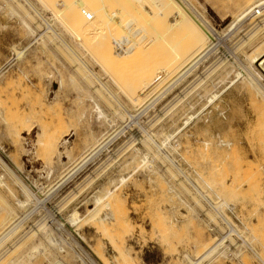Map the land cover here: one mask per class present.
<instances>
[{"label": "rangeland", "instance_id": "obj_1", "mask_svg": "<svg viewBox=\"0 0 264 264\" xmlns=\"http://www.w3.org/2000/svg\"><path fill=\"white\" fill-rule=\"evenodd\" d=\"M174 1L0 0V205L8 202L20 223L14 240L1 238L0 230V264L15 255L26 264L54 257L63 264H188L185 257H201L198 264H264V100L242 88L239 69L247 63L235 44L247 23L231 26L238 11L233 0H185L213 35L198 40L209 47L197 65L203 82L177 102L173 92L191 77L146 103L145 91L151 95L173 57L184 53L187 36L172 25L182 12ZM159 25L171 30L168 41L156 36ZM255 33L252 41L263 35ZM206 81L215 88L200 99ZM188 99L194 106L177 123L182 133L165 140ZM208 117L212 122L203 125ZM201 183L219 206H235L252 253L239 249L236 261L224 259L223 240L209 250L216 245L209 232L216 215L204 207ZM64 221L74 223L71 230Z\"/></svg>", "mask_w": 264, "mask_h": 264}, {"label": "bare ground", "instance_id": "obj_2", "mask_svg": "<svg viewBox=\"0 0 264 264\" xmlns=\"http://www.w3.org/2000/svg\"><path fill=\"white\" fill-rule=\"evenodd\" d=\"M113 1V0H112ZM171 1H174V0H171ZM176 1V3H177V6H179V9L180 10H182V12H175L174 13V19H172V17H171V19L173 20V22H172V25H173V29H175L176 31H177V33L178 34H180L179 32H183L184 34H186V36H187V40H186V43H182L183 44V48H184V53L183 54H178V55H176V56H174L173 57V59H172V61H171V65H172V68H171V71H170V73L168 74V76L166 77V78H164V80L163 81H159L158 82V84L157 85H155V86H153V91L154 92H152V94L150 95V92L147 94V92L148 91H145L146 92V94H144V95H146L147 96V99L145 100L146 101V103L147 102H151V103H155V102H157L158 100H160V99H162V97L166 94V92H169L170 90H172V89H174V88H177V86H179V84H183V82H187V80L191 77V80H190V82L188 83V85H185L184 86V88L182 87V89L179 91V92H177V93H174L173 92V94H174V98H173V102H177L180 98H181V96L185 93V92H187V93H190L191 94V92H192V90L194 89V88H196L197 86L199 87V85H200V83H202L203 82V80H201V77H202V74L197 70V65L198 64H200L199 63V61H201V59H203L204 58V56H205V54H206V52H207V50L209 49V47H205V48H203V46H202V48H200L199 47V42H198V40H199V37H200V34L203 36V35H205V37L209 40V39H212L213 38V35L211 34V32L206 28V24L205 25H203L202 24V22H201V20H199V18L197 19L196 17H195V15L197 16V17H200V16H198L197 15V13H195L193 10V13H195V15H193L190 11V9H188L189 7L186 5V2H185V0H182V2H180L179 0H175ZM174 1V2H175ZM234 2L233 3H237L238 4V11L237 12H233V17H232V23H231V26H233V25H237V24H239V22H241V21H243V22H246L247 23V25H246V27H245V32L242 34V36H237V42H235V44L237 45V46H240V48H243L244 50L242 51V56L244 57V61H246V66H243V67H241L240 65H239V67H241V69H239L240 70V74L239 75H241V77H242V88L244 87V88H246V90L247 91H249V93H251L252 95H255V97L253 96V99L254 98H256L257 96H259V99L258 100H260V99H263L264 100V0H233ZM58 2V1H57ZM167 2V1H166ZM51 3V2H50ZM55 2H53V4H54ZM163 3H164V1H163ZM171 3V2H170ZM235 3V4H236ZM235 4H233V6L235 5ZM113 5V4H112ZM186 5V6H185ZM228 5H229V0H228ZM101 6V5H100ZM106 6V5H105ZM166 6V5H165ZM164 6V7H165ZM168 6V5H167ZM170 6V5H169ZM230 6H232V4L230 5ZM51 7V6H50ZM111 8L113 7V6H110ZM225 7V6H224ZM237 7V6H236ZM236 7H233L234 9H236ZM98 8H99V6H98ZM101 8V7H100ZM146 8V7H145ZM130 9V8H129ZM135 9H136V7H135ZM193 9V8H192ZM112 10H114V9H112ZM111 10V11H112ZM131 10V9H130ZM190 10V11H189ZM106 11V10H105ZM104 12V11H103ZM116 12V11H115ZM130 12V11H129ZM139 12V11H138ZM131 14V13H130ZM133 18H134V16H133ZM132 18V19H133ZM136 18H138V17H136ZM140 18V17H139ZM200 19H201V17H200ZM131 20V19H130ZM166 20V19H165ZM133 21V20H132ZM135 21V20H134ZM140 22V21H139ZM164 22H166V21H164ZM171 22V21H170ZM204 22V21H203ZM26 23V22H25ZM242 23V22H241ZM28 25V24H27ZM47 25V24H46ZM164 25V24H163ZM165 25H166V23H165ZM49 26V25H48ZM140 26V25H139ZM159 26H161V27H159L158 28V31L156 32V36L159 38V40L160 39H162V40H164V39H166V41H168L167 40V38L168 37H170V35H169V33H167V32H169V31H171L169 28V31L167 30V29H165V28H163V26L162 25H159ZM238 26V25H237ZM29 27V26H28ZM124 27H126V26H124ZM124 27H123V29H124ZM164 27H166V26H164ZM169 27V26H168ZM170 27H171V25H170ZM208 27V26H207ZM234 27V26H233ZM31 28V27H30ZM229 29H230V27H228ZM51 29V28H50ZM122 29V30H123ZM188 29V30H187ZM49 30V29H48ZM138 30V29H137ZM156 30V29H155ZM228 30V29H227ZM53 31V30H52ZM140 31V30H139ZM179 31V32H178ZM188 31H189V33H188ZM257 32V33H255V34H260L261 32H263V33H261V34H263V35H259L260 37H258V38H256L257 40H254V41H252L251 40V33H253V32ZM32 33L34 32V31H31ZM50 32H51V30H50ZM119 32V31H118ZM137 32V31H136ZM176 33V34H177ZM128 34V33H127ZM139 34V33H138ZM177 34V35H178ZM184 34H183V36H184ZM54 35V34H53ZM56 35V34H55ZM37 36H39V38H43L41 35H37ZM57 36V35H56ZM254 36V35H253ZM252 36V37H253ZM256 36H258V35H256ZM255 36V37H256ZM55 37V36H54ZM155 37V36H154ZM157 37H155L156 38V42H157ZM171 37H173L172 35H171ZM181 37V36H180ZM179 37V38H180ZM175 38V37H174ZM179 38H177V39H179ZM205 38V39H206ZM38 39V38H37ZM173 39V38H172ZM181 39H182V37H181ZM253 39V38H252ZM255 39V38H254ZM38 41V40H37ZM177 41V40H176ZM175 41V42H176ZM211 41V40H210ZM236 41V40H235ZM165 42V41H164ZM178 42V41H177ZM208 42V41H207ZM159 43V42H158ZM162 43V42H161ZM180 43V42H179ZM224 43V42H223ZM64 44V43H63ZM181 44V45H182ZM202 44V43H201ZM67 45V44H66ZM65 45V46H66ZM161 45V44H160ZM232 45V44H231ZM157 46H159V44H157ZM206 46H208V44L206 45ZM233 46V45H232ZM235 46V45H234ZM161 47V46H160ZM159 47V48H160ZM66 48H68V47H66ZM163 48V47H162ZM55 49V48H54ZM69 49V48H68ZM176 49V48H175ZM236 49V48H235ZM234 49V50H235ZM179 50H181V49H179ZM69 51H70V49H69ZM183 51V50H182ZM16 52V51H15ZM134 52V51H133ZM71 53H72V51H71ZM169 53V52H168ZM16 54L17 55H19V53H17L16 52ZM73 54V53H72ZM76 54V53H75ZM74 54V55H75ZM130 54V53H129ZM138 54V53H137ZM36 55V54H35ZM169 55V54H168ZM207 57V56H206ZM17 58H19V57H17ZM76 58V57H75ZM79 58V57H78ZM140 58V57H139ZM234 58V57H233ZM80 60V61H79ZM78 61L79 62H81L82 63V66H83V68L85 67L86 68V66H85V64H84V62L81 60V59H79ZM205 60V59H204ZM242 62V61H241ZM243 63V62H242ZM223 64V63H222ZM229 64V63H228ZM231 65V64H230ZM235 65V64H234ZM233 66V65H232ZM233 68V67H232ZM81 69V68H80ZM87 69V68H86ZM164 70V69H163ZM228 70V69H227ZM233 70V69H232ZM238 70V71H239ZM88 73H91L92 74V76L93 77H95L96 78V80L99 82V80H98V77H96L95 76V74L91 71V70H89V69H87L86 70ZM166 71V70H165ZM164 71V72H165ZM162 72V71H161ZM231 72V71H230ZM80 73V72H79ZM83 74V73H82ZM90 74V75H91ZM230 74V73H229ZM164 75V74H163ZM216 75V74H215ZM214 75V76H215ZM221 75H223V74H221ZM227 75V74H226ZM91 76V77H92ZM225 76V75H224ZM161 77V76H160ZM221 77V76H220ZM239 77V76H238ZM84 78V77H83ZM82 78V79H83ZM88 78V77H87ZM94 78V79H95ZM93 79V78H92ZM86 80V79H85ZM159 80V79H158ZM210 80V79H209ZM217 80V79H216ZM82 81V80H81ZM88 81V80H87ZM87 81H85V82H87ZM219 81V80H218ZM79 82V81H78ZM221 82V81H220ZM220 82H218V83H220ZM89 85H90V82H87ZM198 83V84H197ZM101 83H99V85H100ZM187 84V83H186ZM208 83H207V81L203 84V86H201V88H202V92H197L198 94H197V96L200 98V99H202V96H204V95H208V92L210 91L211 92V90H213V88H215V84H214V82H210L209 83V85H207ZM98 85V84H97ZM105 85V84H104ZM103 84H101L100 86H102L103 88V90H104V88L106 89V87L104 86ZM240 85V84H239ZM79 86H81V85H79ZM88 86V85H87ZM183 86V85H182ZM234 87V86H233ZM240 87V86H239ZM144 88V87H143ZM201 88H199V89H201ZM101 89V88H100ZM100 89H98V90H100ZM178 89V88H177ZM180 89V88H179ZM81 90V89H80ZM86 90V89H85ZM108 90V89H107ZM106 90V91H107ZM148 90V89H147ZM198 90V89H197ZM106 91H105V93H106ZM150 91V90H149ZM98 92V91H97ZM209 92V93H210ZM102 93H104V92H102ZM109 93V92H108ZM207 93V94H206ZM248 93V94H249ZM98 94H99V92H98ZM196 94V93H195ZM212 94V93H211ZM251 94H249V96L251 95ZM111 95V94H110ZM150 95V96H149ZM166 96V95H165ZM209 96V95H208ZM213 96V95H212ZM216 96V95H215ZM215 96H213V98H215ZM110 97H112V95L110 96ZM205 97V96H204ZM207 97V96H206ZM205 97V98H206ZM210 97V96H209ZM113 99H114V97H112ZM190 98H192V97H190ZM212 98V99H213ZM250 98H251V96H250ZM258 98V97H257ZM92 99V98H91ZM94 99V98H93ZM208 99V98H207ZM211 99V100H212ZM249 99V98H248ZM192 101V100H191ZM261 101V100H260ZM116 102V101H115ZM193 102V101H192ZM192 102H190L189 101V99H188V101L184 104V105H182L181 106V108H179V111H178V114H176L173 118H172V120H171V125H173L174 126V129H175V131H173L172 132V134H167V133H163V138L165 139V140H168L169 138H171V137H177L179 134H181L182 133V131H181V129H180V127L179 126H177V123L180 121L181 122V118L182 117H184V115L186 114V112L189 110V109H191L193 106H194V104H192ZM262 102V101H261ZM261 102H259V104L261 103ZM98 104V103H97ZM96 104V110L98 111V115L99 116H102V115H104L103 114V112L101 111V109H100V106H99V104L97 105ZM117 104H119L120 106H121V104L117 101ZM250 104V103H249ZM263 106H264V102H262L261 103ZM147 106H148V104H146ZM150 105V104H149ZM206 105V104H205ZM144 107H145V104H144ZM204 107V106H203ZM219 108V107H218ZM221 108V107H220ZM122 109V108H121ZM217 109V108H216ZM142 110V109H141ZM178 110V109H177ZM255 110V109H254ZM124 111V110H123ZM190 111V110H189ZM189 111H188V113H189ZM127 114V113H126ZM130 114V113H129ZM219 114V113H218ZM199 116V115H198ZM104 117V116H103ZM220 117V116H219ZM242 117H243V115H242ZM120 118V117H119ZM198 118V117H197ZM256 118H258L257 116H256ZM98 119V118H97ZM115 119V118H114ZM191 120V119H190ZM217 120V119H216ZM111 121V120H110ZM226 121V120H225ZM196 122V121H195ZM212 121H211V118H206V119H204L203 120V125H206V124H210ZM118 123V122H117ZM182 123V122H181ZM197 123V122H196ZM215 123H217V122H215ZM258 123V122H257ZM179 124V123H178ZM188 124V121L187 120H185V122L183 123V125L184 126H186ZM169 125V124H168ZM171 125H169V126H171ZM183 126V127H184ZM207 127V126H206ZM119 129V128H118ZM121 129V128H120ZM163 131V130H162ZM162 131H160V132H162ZM143 132V131H142ZM165 132V131H164ZM115 133V132H114ZM113 133V134H114ZM143 133H145V132H143ZM149 135V134H148ZM212 135V134H211ZM148 137V139L152 142V144L154 145V148H156V149H160L161 147V145H159V144H157L156 143V141L153 139L154 137H153V135H152V137L153 138H151V137H149V136H147ZM197 137V136H196ZM195 137V135H191V134H185V135H183V138L184 139H186V140H188V141H193V140H197V138ZM199 138V137H198ZM105 140V139H104ZM205 140V139H204ZM65 141V140H64ZM209 141V140H208ZM222 141V140H221ZM51 142V141H50ZM54 143V142H53ZM206 143V142H205ZM204 143V144H205ZM103 144V143H102ZM149 144V143H148ZM51 145V144H50ZM99 145V144H98ZM207 146H208V143H207ZM210 146V145H209ZM208 146V147H209ZM99 147V146H98ZM100 147H102L101 145H100ZM206 147V146H205ZM46 148H50V146L49 147H46ZM52 149V148H51ZM50 149V150H51ZM262 149V148H261ZM99 150V149H98ZM205 150H206V148H205ZM97 151V149L95 150V151H93L94 153ZM140 151V150H139ZM156 151V150H155ZM160 151V150H159ZM92 152V154L93 155H95L94 153ZM193 152V151H192ZM201 152V151H200ZM202 153H203V151H202ZM136 154H137V152H136ZM138 154H140L139 152H138ZM137 154V155H138ZM206 154H207V152H206ZM90 156H91V154H89ZM92 155V156H93ZM132 156V155H131ZM134 156V155H133ZM89 157V156H88ZM87 157V159H89ZM165 157H166V155H165ZM130 158V157H129ZM134 158H135V156H134ZM143 158V157H142ZM86 159V160H87ZM85 160V161H86ZM132 160H133V157H132ZM132 160H130V162L129 163H131V161ZM143 160H145V158H143ZM171 162V161H170ZM211 162V161H210ZM128 163V164H129ZM222 163V162H221ZM126 164V163H125ZM124 164V165H125ZM127 164V165H128ZM223 164V163H222ZM123 165V166H124ZM130 165V164H129ZM135 165V164H134ZM224 165V164H223ZM216 166V165H215ZM221 166V165H220ZM79 167V166H78ZM133 167V166H132ZM212 168H213V166H211ZM236 167V166H235ZM76 168V167H75ZM125 168V167H124ZM236 168H238V167H236ZM133 169V168H132ZM205 169V168H204ZM216 169H218L217 167H216ZM76 170V169H75ZM74 170V171H75ZM178 171V170H177ZM224 171V170H223ZM155 172V171H154ZM179 172V171H178ZM210 172V171H209ZM216 172H217V170H216ZM258 172V171H257ZM253 173V172H252ZM68 175V174H67ZM258 175V174H257ZM68 177V176H67ZM66 177V178H67ZM255 177V176H254ZM253 177V178H254ZM7 182V181H6ZM19 182V181H18ZM20 184L22 185V183L20 182ZM4 185V184H3ZM1 186V185H0ZM6 186H8V185H6ZM5 186V187H6ZM225 186V185H224ZM229 186V185H228ZM227 186V187H228ZM2 187V186H1ZM23 187V186H22ZM195 188V187H194ZM229 188V187H228ZM2 189V188H1ZM27 189V188H26ZM25 189V190H26ZM29 189V188H28ZM27 189V190H28ZM9 190V189H8ZM7 190V191H8ZM26 190V191H27ZM113 190V189H112ZM4 191V190H3ZM6 191V190H5ZM6 191V192H7ZM10 191V190H9ZM14 191V190H13ZM11 192V191H10ZM30 191H28V194L30 195V197H33L35 194H32V196H31V193H29ZM105 192V191H104ZM110 192V191H109ZM12 194V193H11ZM27 194V193H26ZM113 194V193H112ZM10 195V194H9ZM12 195H14V194H12ZM28 196V195H27ZM12 197V196H11ZM10 197V198H11ZM35 197H36V195H35ZM35 197H33L34 199H35ZM2 198V197H1ZM15 198V197H14ZM26 198V197H25ZM27 198H29V197H27ZM203 198V197H202ZM3 199V198H2ZM30 199V198H29ZM28 199V200H29ZM6 200V199H5ZM4 201V200H3ZM26 201V200H25ZM24 201V202H25ZM2 202V201H1ZM0 202V203H1ZM21 203H23V202H21ZM21 203H20V205H19V203H18V205L19 206H22L21 205ZM4 205H0V230L1 231H3L2 232V234H1V238H6L7 237V239H8V236L11 234L12 235V233H14V231L15 230H17V227L19 226V224L16 222V221H18L17 220V218H16V220L14 219V216H13V214H16L15 212L13 213V209H11V207H9V205L10 204H8V202L7 203H3ZM24 204H26V203H24ZM255 208V207H254ZM15 211V210H14ZM1 212H2V215H1ZM214 213V212H213ZM253 213V212H252ZM261 213V212H260ZM215 214V213H214ZM257 213H254V215H256ZM6 215H8L7 217H6ZM216 215V214H215ZM258 216H260L261 217V215H259L258 214ZM257 217V216H256ZM20 220H21V218H19ZM71 220V219H70ZM69 220V218H68V221H70ZM74 220V219H73ZM256 220H257V218H256ZM61 221V220H60ZM75 221V220H74ZM261 221V220H260ZM264 221V220H263ZM21 222V221H20ZM17 223V225H15ZM44 224V223H43ZM71 224L73 225L74 223H69V222H67V221H64V228L66 227V229H70L71 230ZM264 224V223H263ZM38 225V224H37ZM61 225V224H60ZM43 226V225H42ZM62 226V225H61ZM28 231H26V233H27ZM18 233H21L20 231H18ZM24 233V232H23ZM25 233V234H26ZM28 233H31V231L30 232H28ZM22 234V233H21ZM39 234V233H38ZM47 234V233H46ZM16 236V234H13L12 235V237H11V239L13 238V236ZM18 235V234H17ZM3 236V237H2ZM18 236H21V235H18ZM26 236V235H25ZM33 236V235H32ZM49 236V235H48ZM253 236V235H252ZM23 237V236H22ZM27 237H28V235H27ZM30 237V236H29ZM28 237V238H29ZM254 237V236H253ZM259 237V236H258ZM1 238H0V240H1ZM15 238V237H14ZM21 238V237H20ZM19 238V239H20ZM24 238V237H23ZM48 238V237H47ZM17 239V238H16ZM19 239H17V240H19ZM26 239V238H25ZM8 240H10V238L8 239ZM12 240H14V239H12ZM17 240H15V241H17ZM22 239H20V241H21ZM31 240V239H30ZM221 240H223V238L222 239H220L219 240V242L221 241ZM22 241H25V240H22ZM22 241H21V244L20 245H22ZM2 242V241H1ZM19 242V241H18ZM35 242V241H34ZM40 242V241H39ZM15 243H17V242H14V244ZM23 243H25V242H23ZM42 243V242H41ZM52 243V242H51ZM13 244V243H12ZM14 244H13V246H14ZM27 244V243H26ZM25 244V245H26ZM35 244H37L36 242H35ZM215 244V243H214ZM218 244V242H216V245L214 246H212L209 250H211V252H212V249L214 250L215 248H216V246H219V244ZM24 245V246H25ZM15 247V246H14ZM18 247V246H17ZM27 247V246H26ZM32 247L33 248H36V247H34L33 246V244H32ZM31 247V248H32ZM39 243H38V249H39ZM52 247V246H51ZM22 248H24V247H22L21 246V249ZM36 248V249H37ZM45 248H46V245H45ZM11 250V249H10ZM18 250V249H17ZM32 250H35V249H32ZM209 250L207 251V252H209ZM60 251H61V249H60ZM21 252V251H20ZM37 252H38V250H37ZM207 252H205V253H203L204 255L205 254H208ZM214 252V251H213ZM19 253V252H18ZM47 253V252H46ZM13 254V253H12ZM16 254V253H15ZM14 254V255H15ZM30 254V253H29ZM49 254H50V252H49ZM19 255V254H18ZM20 255H22V253L20 254ZM28 255V254H27ZM203 255V256H204ZM209 255V254H208ZM24 256V255H23ZM31 256V255H30ZM30 256H27V257H30ZM15 257H16V255L14 256V259H13V261H11V263L10 264H26V263H24L23 262V258L22 257H20V258H16L15 259ZM18 257V256H17ZM41 257V256H40ZM43 257H45L44 255H43ZM50 257H54V256H51L50 255ZM86 257V256H85ZM11 258V257H10ZM31 258V257H30ZM49 258V257H48ZM186 258V260H188V264L190 263V264H198L197 262L201 259V257H200V259L199 260H196L195 262H193L192 260H190V258H187V257H185ZM37 259V258H36ZM53 259V258H52ZM87 261H88V259L87 258H85ZM47 260V259H46ZM50 260V259H49ZM202 260V259H201ZM200 260V261H201ZM9 263V262H8ZM7 263V264H8ZM28 263H29V260H28ZM27 263V264H28ZM31 263V262H30ZM29 263V264H30ZM33 264V263H32ZM39 264V263H38ZM49 264H63V262L61 261V259L58 257V258H56V257H54V259L52 260V262H50ZM66 264V263H65Z\"/></svg>", "mask_w": 264, "mask_h": 264}, {"label": "built area", "instance_id": "obj_3", "mask_svg": "<svg viewBox=\"0 0 264 264\" xmlns=\"http://www.w3.org/2000/svg\"><path fill=\"white\" fill-rule=\"evenodd\" d=\"M84 11L85 10L82 9V12ZM184 171L191 177L197 178V176L193 172L191 174L187 170ZM201 186L202 188L200 187L201 189H198V191L201 192L202 195H204V197L202 196L204 207L213 211L216 214L215 222H209V232L212 234L214 242L224 237H227L223 239V242L227 246V249L222 252L224 254V259H235L236 261L238 259L237 254L239 253V249H242L241 254L244 252L252 253L251 248H253V246L248 240L249 237L246 232L247 229L242 224V221L235 209V206H219L218 204H220L221 202L219 198L215 195V193L202 183ZM191 189L194 194L196 196H199L200 198L198 191L195 190L193 187H191ZM206 194H210V196ZM220 228L222 230H220ZM220 249L221 247L219 248V250Z\"/></svg>", "mask_w": 264, "mask_h": 264}]
</instances>
